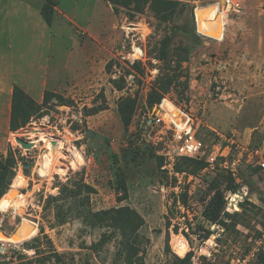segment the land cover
<instances>
[{"label":"rangeland","instance_id":"rangeland-1","mask_svg":"<svg viewBox=\"0 0 264 264\" xmlns=\"http://www.w3.org/2000/svg\"><path fill=\"white\" fill-rule=\"evenodd\" d=\"M219 1L180 0L165 22L145 0H56L67 14L61 23L68 53L80 36L99 55L55 92L63 101L53 97L33 109L24 127L13 132L0 118V155L13 148L19 158L16 182L0 205V264H126L121 231L91 215L117 208L144 219L135 233L145 264H176L189 251L193 264H264V0H246L239 13L219 10ZM42 3L0 0L12 12L7 33L0 28V46L20 44L24 20L38 32L42 16L27 19L26 10ZM127 24L143 31L131 33ZM167 34L173 42L164 62L156 53ZM180 66L179 82L160 102L150 100L158 81ZM127 95L137 102L125 127L119 101ZM173 104L197 119L208 153L219 133L259 153L251 162L245 154L233 182L221 158L197 174L177 172L180 158L170 157L172 135L161 120V108L174 111ZM176 118L186 122L179 110ZM16 137L34 146L24 148ZM214 186L226 198L217 224L203 215ZM8 204L20 206L16 213L1 209ZM203 229L212 230L209 238ZM104 233L114 234L94 247ZM177 236L186 242L185 255L175 249Z\"/></svg>","mask_w":264,"mask_h":264},{"label":"trees","instance_id":"trees-1","mask_svg":"<svg viewBox=\"0 0 264 264\" xmlns=\"http://www.w3.org/2000/svg\"><path fill=\"white\" fill-rule=\"evenodd\" d=\"M146 3L150 2V8L154 12L157 19L160 21H170L178 7L180 6V0H145ZM56 2L54 0H46L41 8V14L48 25H52L55 13ZM173 42V37L167 34L160 42V48L156 53V57L164 62L169 61L170 47ZM174 74L167 76L166 78L158 81V86H154L153 90L149 94L150 100L155 99L158 102L169 93L171 88L176 85L181 77L182 66L179 67ZM118 88L122 90L124 85H118ZM53 97H57L62 101L64 98L52 91H46L45 99L42 104H37L32 100L26 92L18 85L14 86L12 96V115L10 122V130L15 132L24 127L30 120L33 109H42L48 105ZM136 97L131 95L124 96L119 101V114L125 127L131 124L132 116L136 108ZM100 110L98 107L96 111ZM163 157V156H162ZM18 157L16 150L10 148L7 156L0 155V205L5 201L6 192H8L11 186L16 182ZM208 162L205 158H191L180 157L178 163H176L177 172H187L191 174H197L200 171L206 169ZM230 181H234V176L229 172ZM84 187L90 188L88 185ZM4 195V196H3ZM185 202V201H184ZM226 205L225 193L218 186L213 187V195L207 202L203 211L204 217L213 224L220 222L222 213ZM92 217L97 218L100 221L109 222L108 224L118 229L122 233L123 240L121 241L120 254L125 260L126 264H145L142 257H139L140 245L137 244L136 230L143 224L144 219L132 209L129 208H117L108 211L92 212ZM206 234L203 235L204 239L209 238L212 234V230L203 229ZM177 231V229H176ZM113 234L104 233L94 247L101 245L113 237ZM178 239V240H177ZM169 246V241L167 243ZM176 251L180 255H185L187 251V245L184 240H181L178 236L174 243ZM193 252L189 251L184 257H176V264H193ZM264 258V257H263Z\"/></svg>","mask_w":264,"mask_h":264},{"label":"crops","instance_id":"crops-1","mask_svg":"<svg viewBox=\"0 0 264 264\" xmlns=\"http://www.w3.org/2000/svg\"><path fill=\"white\" fill-rule=\"evenodd\" d=\"M45 1L43 0L40 10L36 12L29 6L26 10L27 19L37 14L42 16L41 8ZM11 13L10 10L5 11L0 8V28L3 35L9 29V23L6 21ZM61 14L67 16L56 2L52 25H48L42 16L44 23L40 20L38 23L40 29L37 28L38 32L34 33L32 20H24V31L20 44L14 48L10 41H6L0 46V58L2 59L0 63V118L6 120L9 129L15 85L20 86L37 104H42L46 91H61L66 87L68 78H75L74 72L78 68H83V63L85 65L88 60L92 61V54H94V59L99 55L96 48L92 53L93 48L80 36V43H74L75 47L71 48L68 53L67 44L62 39L65 37V28L62 23L66 20L62 19ZM76 41L78 43V39ZM88 52L89 55H87ZM17 59L23 60L24 63L16 62ZM88 74L89 72H85V76Z\"/></svg>","mask_w":264,"mask_h":264},{"label":"built area","instance_id":"built-area-1","mask_svg":"<svg viewBox=\"0 0 264 264\" xmlns=\"http://www.w3.org/2000/svg\"><path fill=\"white\" fill-rule=\"evenodd\" d=\"M246 0H225L223 7L226 8L228 13H239L243 10ZM220 1L218 2V4ZM129 31V30H128ZM132 33V31H129ZM136 48L134 47V52ZM136 53V52H135ZM139 59H142L137 55ZM143 60V59H142ZM177 110L182 115L186 116V122L182 125L179 123L178 119L171 120L164 116V110H162L161 120L164 123V134L171 133V151L170 157L172 159L180 157H191V158H205L209 165L217 163L221 158L220 162L227 170L233 175L237 176L239 173V166L243 162L245 154L249 155L250 162L254 158V152L259 153L258 150L250 151V149L241 143L237 142L234 138L224 136L219 133L217 140L213 143V149L208 153V146L205 144L204 140L198 135L197 130V119L193 117L190 112H186L180 107H177L173 104ZM232 149L237 152L232 158H229L226 153L223 152V149ZM259 164L264 167V160L259 161Z\"/></svg>","mask_w":264,"mask_h":264},{"label":"bare ground","instance_id":"bare-ground-1","mask_svg":"<svg viewBox=\"0 0 264 264\" xmlns=\"http://www.w3.org/2000/svg\"><path fill=\"white\" fill-rule=\"evenodd\" d=\"M224 2H225V0H224ZM224 2L223 3H217L218 4V6H219V10H221V8L222 9H225L226 10V8L225 7H223V5H224ZM197 22V21H196ZM131 25V26H130ZM130 26V27H129ZM134 26H136V27H134ZM197 26V25H196ZM126 29L127 30H129V31H132V32H134V31H139V29H141L142 31H143V29H142V27L143 26H141V25H137V24H127L126 26ZM137 53V52H136ZM164 110V109H163ZM176 108H175V110L174 111H166V110H164L165 112H164V116L166 117V118H168V119H171V120H175L174 119V113L176 112ZM181 124V123H180ZM182 125V124H181ZM53 146L55 145V144H53V143H51ZM59 145H60V143H59ZM72 153L74 154V155H76V157H79V158H81L82 159V156L80 155V153L77 151V149H75V148H72ZM80 160V159H79ZM45 165H48V163H44V166ZM48 167H52L51 165H48ZM15 192H17L16 191V189H13L12 191H10V194L12 195V194H14ZM24 205V204H23ZM18 206H20V205H10V204H8V205H6V206H1V209H3V210H5V211H9V210H11V209H13V213H16V209H14L15 207H18ZM17 236V233L15 232L13 235H12V238H14V239H20V238H18V237H16Z\"/></svg>","mask_w":264,"mask_h":264},{"label":"water","instance_id":"water-1","mask_svg":"<svg viewBox=\"0 0 264 264\" xmlns=\"http://www.w3.org/2000/svg\"><path fill=\"white\" fill-rule=\"evenodd\" d=\"M16 141L22 145L24 148H31L34 146L33 141H28L23 139L22 137H16ZM5 234V233H3Z\"/></svg>","mask_w":264,"mask_h":264}]
</instances>
